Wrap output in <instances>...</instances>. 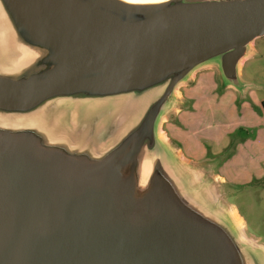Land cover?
I'll list each match as a JSON object with an SVG mask.
<instances>
[{"label": "water", "instance_id": "obj_1", "mask_svg": "<svg viewBox=\"0 0 264 264\" xmlns=\"http://www.w3.org/2000/svg\"><path fill=\"white\" fill-rule=\"evenodd\" d=\"M261 36L264 0H0V54H38L0 71V264H252L230 219L187 196L156 128L200 63L239 86ZM59 97H117L116 118L85 142L9 121Z\"/></svg>", "mask_w": 264, "mask_h": 264}, {"label": "rangeland", "instance_id": "obj_2", "mask_svg": "<svg viewBox=\"0 0 264 264\" xmlns=\"http://www.w3.org/2000/svg\"><path fill=\"white\" fill-rule=\"evenodd\" d=\"M16 53L3 50L0 71L20 67L14 64ZM242 58L237 87L228 85L217 60L197 65L176 85L161 111L156 133L166 149L165 160L182 179L187 196L225 221L234 204L245 221L244 233L238 234L240 242L252 264H264V36L248 43ZM116 98L59 97L8 118L22 124H31L37 116L53 120V128L64 133L83 131L85 142L94 133L104 134L106 125L116 118ZM115 139L116 134L104 139L95 150L106 151ZM175 146L194 162L180 159Z\"/></svg>", "mask_w": 264, "mask_h": 264}, {"label": "bare ground", "instance_id": "obj_3", "mask_svg": "<svg viewBox=\"0 0 264 264\" xmlns=\"http://www.w3.org/2000/svg\"><path fill=\"white\" fill-rule=\"evenodd\" d=\"M126 1H132V2H152V1H162V0H126ZM21 53H19V55L17 56V58L14 61V64H26L31 62L32 60H34L38 54L35 53L33 50H30L29 48H22L20 50ZM245 58H242V61ZM160 137H163V135L161 134ZM178 157L180 159H183L182 155L178 152ZM227 214L228 217L230 219V221L232 222L233 226L236 228V231H238V234L241 235V232L244 233V222L243 219L241 218V216L238 214V212L235 210V208H229L227 210Z\"/></svg>", "mask_w": 264, "mask_h": 264}, {"label": "crops", "instance_id": "obj_4", "mask_svg": "<svg viewBox=\"0 0 264 264\" xmlns=\"http://www.w3.org/2000/svg\"><path fill=\"white\" fill-rule=\"evenodd\" d=\"M176 149L180 152V154L182 155V157H183L185 160L194 162V160H191L189 157H186L185 154L182 152V150H181L179 147H176ZM218 176H219L220 178H225V176L220 175V174H218ZM231 206H233V207L235 208V210L238 212V209H237V207H236L234 204H231ZM238 214H239V212H238ZM239 215H240V214H239ZM240 216H241V215H240ZM241 217H242V216H241ZM242 218H243V217H242ZM243 222H244V224H245L244 218H243Z\"/></svg>", "mask_w": 264, "mask_h": 264}, {"label": "flooded vegetation", "instance_id": "obj_5", "mask_svg": "<svg viewBox=\"0 0 264 264\" xmlns=\"http://www.w3.org/2000/svg\"><path fill=\"white\" fill-rule=\"evenodd\" d=\"M176 147V146H175Z\"/></svg>", "mask_w": 264, "mask_h": 264}]
</instances>
